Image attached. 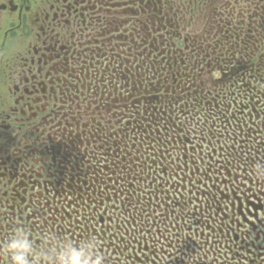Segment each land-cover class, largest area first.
Listing matches in <instances>:
<instances>
[{
  "label": "flooded vegetation",
  "instance_id": "af4514ba",
  "mask_svg": "<svg viewBox=\"0 0 264 264\" xmlns=\"http://www.w3.org/2000/svg\"><path fill=\"white\" fill-rule=\"evenodd\" d=\"M264 264V0H0V264Z\"/></svg>",
  "mask_w": 264,
  "mask_h": 264
},
{
  "label": "clouds",
  "instance_id": "9594fccd",
  "mask_svg": "<svg viewBox=\"0 0 264 264\" xmlns=\"http://www.w3.org/2000/svg\"><path fill=\"white\" fill-rule=\"evenodd\" d=\"M8 250L12 254L13 264H27L23 246L17 247L16 245H11ZM70 264H102V260L100 258H96L93 261L89 257L85 259L79 254H76L70 258Z\"/></svg>",
  "mask_w": 264,
  "mask_h": 264
}]
</instances>
